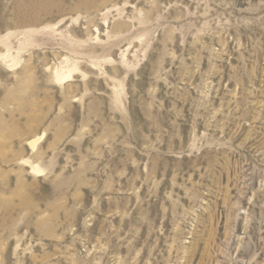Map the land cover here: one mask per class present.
I'll return each instance as SVG.
<instances>
[{"label":"rangeland","instance_id":"374dc122","mask_svg":"<svg viewBox=\"0 0 264 264\" xmlns=\"http://www.w3.org/2000/svg\"><path fill=\"white\" fill-rule=\"evenodd\" d=\"M0 264H264V0H0Z\"/></svg>","mask_w":264,"mask_h":264},{"label":"bare ground","instance_id":"6f19581e","mask_svg":"<svg viewBox=\"0 0 264 264\" xmlns=\"http://www.w3.org/2000/svg\"><path fill=\"white\" fill-rule=\"evenodd\" d=\"M67 77H69V74H68V76H64V77H60V76H58L57 78H58L59 81H61V80H63V79H66ZM36 142H37L36 139H35V140H31L30 145H31L32 148L35 147ZM33 171H34V170H33ZM33 171H32V172H33ZM36 171H37V173H38V170H36Z\"/></svg>","mask_w":264,"mask_h":264}]
</instances>
